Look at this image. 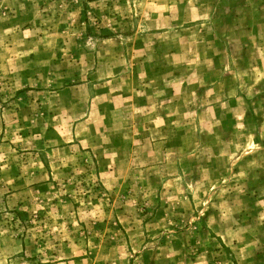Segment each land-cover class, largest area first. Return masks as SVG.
I'll return each instance as SVG.
<instances>
[{"label":"rangeland","instance_id":"obj_1","mask_svg":"<svg viewBox=\"0 0 264 264\" xmlns=\"http://www.w3.org/2000/svg\"><path fill=\"white\" fill-rule=\"evenodd\" d=\"M0 264H264V0H0Z\"/></svg>","mask_w":264,"mask_h":264}]
</instances>
